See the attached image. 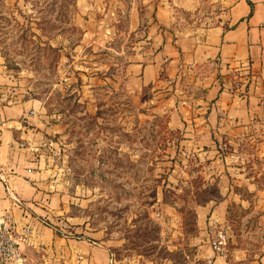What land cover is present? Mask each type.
Instances as JSON below:
<instances>
[{"label": "rangeland", "instance_id": "obj_1", "mask_svg": "<svg viewBox=\"0 0 264 264\" xmlns=\"http://www.w3.org/2000/svg\"><path fill=\"white\" fill-rule=\"evenodd\" d=\"M76 1L0 0V175L5 108L34 102L22 127L31 128L33 118L60 127L33 151L52 180L46 193L58 195L59 206L42 219L58 236L103 244L110 264H204L199 247L224 229L231 264H264V228L254 213L233 204L226 228L197 226L195 208L217 199L215 186L202 180L204 165L175 147L178 132L159 110L170 91L148 87L132 98L124 90L122 70L139 38L127 16L84 29ZM21 154L5 174H18ZM6 192L1 180L0 207ZM63 251H39L45 260L34 262L66 264Z\"/></svg>", "mask_w": 264, "mask_h": 264}, {"label": "crops", "instance_id": "obj_2", "mask_svg": "<svg viewBox=\"0 0 264 264\" xmlns=\"http://www.w3.org/2000/svg\"><path fill=\"white\" fill-rule=\"evenodd\" d=\"M76 3L84 29L109 27L114 17L124 14L129 33L139 34L122 70L127 94L137 98L148 87L155 94L170 91L160 100L159 110L167 114V129L178 132L175 147L204 165L202 180L214 185L218 196L196 206L197 226L205 231L212 225L226 228L234 204L257 215L264 228V0ZM5 109L6 157L0 179L7 199L0 216L11 217L17 229L31 230L28 243L21 245L22 264H37L35 256L45 260L44 252L52 257L59 250H64L66 264H110L111 252L103 244L62 238L42 220L59 202L56 193H46L52 180L41 166L44 160L35 158L33 151L45 134H55L60 127L50 129L36 118L31 128L22 127L20 117L37 109L31 101ZM12 130L24 140L22 148L14 145ZM17 153L24 157L18 174H5L16 167ZM199 249L204 264H231L210 240ZM232 256L233 261L241 260L237 253Z\"/></svg>", "mask_w": 264, "mask_h": 264}, {"label": "built area", "instance_id": "obj_3", "mask_svg": "<svg viewBox=\"0 0 264 264\" xmlns=\"http://www.w3.org/2000/svg\"><path fill=\"white\" fill-rule=\"evenodd\" d=\"M32 114L33 111H30L28 117ZM28 117L27 115L24 116V120L27 121ZM13 227L10 217H0V261L3 264L23 263L21 245L28 243L31 234L29 227H22L20 231H14ZM227 239L226 230L220 229L217 231L215 240L212 242L213 249L223 257H225L224 246Z\"/></svg>", "mask_w": 264, "mask_h": 264}, {"label": "trees", "instance_id": "obj_4", "mask_svg": "<svg viewBox=\"0 0 264 264\" xmlns=\"http://www.w3.org/2000/svg\"><path fill=\"white\" fill-rule=\"evenodd\" d=\"M225 258L227 259V255H225Z\"/></svg>", "mask_w": 264, "mask_h": 264}]
</instances>
